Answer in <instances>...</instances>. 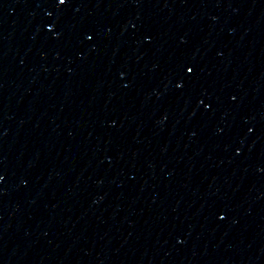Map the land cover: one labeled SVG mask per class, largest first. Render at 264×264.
Wrapping results in <instances>:
<instances>
[{"label":"water","instance_id":"1","mask_svg":"<svg viewBox=\"0 0 264 264\" xmlns=\"http://www.w3.org/2000/svg\"><path fill=\"white\" fill-rule=\"evenodd\" d=\"M0 176V264H264V0H0Z\"/></svg>","mask_w":264,"mask_h":264},{"label":"snow or ice","instance_id":"2","mask_svg":"<svg viewBox=\"0 0 264 264\" xmlns=\"http://www.w3.org/2000/svg\"><path fill=\"white\" fill-rule=\"evenodd\" d=\"M58 2H59V4H65V3H66V0H58ZM187 71H188V72H191V71H192V68L189 67V68L187 69ZM2 180H3V176H0V181H2Z\"/></svg>","mask_w":264,"mask_h":264}]
</instances>
